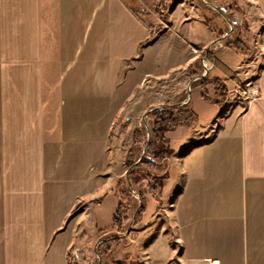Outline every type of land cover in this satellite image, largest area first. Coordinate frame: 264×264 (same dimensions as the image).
I'll return each mask as SVG.
<instances>
[{
    "label": "crops",
    "instance_id": "crops-1",
    "mask_svg": "<svg viewBox=\"0 0 264 264\" xmlns=\"http://www.w3.org/2000/svg\"><path fill=\"white\" fill-rule=\"evenodd\" d=\"M238 3L239 13L253 11L247 18L257 37L253 55L264 59V0ZM212 10L195 0L193 15L185 16L193 48L205 34L210 46L217 41L218 28L205 20ZM131 16L146 29L139 41ZM128 34L139 51L151 38L124 0H0V264H70L83 220L71 216L83 201L90 202L94 231L112 227L120 198L112 181L101 182L111 166L117 88L167 80L179 66L190 79L189 67L201 58L188 50L178 61L174 53L170 66L154 50L158 38L125 80L128 61L140 54L130 53ZM226 54L232 58L227 69L248 58ZM248 67L245 62L238 72L245 88L253 82L245 90L256 97L245 94V105L222 118L215 135L185 128L169 133V178L144 195L161 227L157 232L152 223L143 232L142 264H264V68L254 78Z\"/></svg>",
    "mask_w": 264,
    "mask_h": 264
},
{
    "label": "rangeland",
    "instance_id": "rangeland-1",
    "mask_svg": "<svg viewBox=\"0 0 264 264\" xmlns=\"http://www.w3.org/2000/svg\"><path fill=\"white\" fill-rule=\"evenodd\" d=\"M124 1L135 11L139 12V14L138 13L137 14L143 19V21L146 23L150 31L153 32V34H151V37L154 36L155 33V35L158 38H161V41L159 42L158 46L154 48V50L158 52L161 51L162 53L161 58L163 59L168 58L167 60L170 66L172 65L173 62H175L173 61L174 57L170 55L175 53V55H177L178 57L177 58L178 61L179 59L186 60V57L189 54V51L191 50L192 53H194L195 55H200V57L203 59L202 60L203 64L206 62V64L208 65V69L210 71V76L206 80L207 87L205 88L201 87L200 85L197 86V84H194L195 82L193 81L190 82L191 77L189 79V77L186 76V73H184V69L183 70L181 69L183 66H179L174 70H170L169 77L167 80L164 81L145 80L141 83V85L135 86L134 84H130L131 86L130 87L128 85L125 86V84H123L119 88H117L118 91L117 100L118 103L120 104L119 105L120 110L117 115L115 127L113 129V132L111 133V139L109 143L108 156H109V164L111 166L109 167V171L107 172L108 174L104 175L101 183L103 184V186H105L106 184L109 183V181H112L114 183L115 192L117 196L120 198L119 200H123L125 205L130 204L131 208L128 210V214L130 215L131 220L130 223H128V229L132 222H133V226L131 227L129 235H125V236L131 239L132 242L133 240H135V242L131 246L127 245L126 251H123L122 246H119L118 247L119 251L118 253L116 252V256L114 255L112 256V254H110V256L111 258L113 257L122 258L129 253L137 254V250H138V256L140 257V259L146 262L147 259L145 258V255L142 254L143 244H144L143 239L141 238L142 234L145 230L151 228L153 224H155L153 225V227H157L156 231L158 232L160 230L161 225L160 224H158V226L156 225L157 223H161L160 222L161 220L156 219L155 217L156 215L150 216L148 210H146L142 219L139 220L138 222L136 221L138 219H136L137 216L135 217V215L140 206L139 198L137 196L140 195L142 198L141 193L146 196L149 194V190L155 187L156 183L155 180L152 179V177H147V180H145L143 177L144 171L153 172L152 169L146 165L140 166V169L144 170L142 172L140 170L137 174L138 177L141 176L143 179L141 181V184H139L140 188L132 186L136 194H133V190L130 187L129 182H131V178H130L131 172L140 164L142 159L146 156L145 155L142 158L144 150L149 142V135L151 136V142H152L151 129L153 127L152 126L153 117L151 116V114L156 112L157 110L170 108V106L172 105L188 102L189 99L188 96L189 93H191V100L187 104H185L186 107L184 108H187V106L190 107V105L193 106L195 103L197 110L196 112L197 114L199 113L201 120L199 121V117H198V120L193 125V128L191 129L185 128V129L192 130L193 132L196 131L200 133L201 136H206V135L213 136L216 134L219 128L218 124L221 122L222 118L228 116L231 110L233 113L236 107L238 108L240 107L239 105H245L242 100L245 96L244 90L246 89L245 88L246 81L244 82V79H241L239 75L238 71L242 69L240 68V66H242V64L247 62L249 65L248 69L251 70L250 74L252 73L255 78V72H252V70L253 71L256 70V74L259 76L264 68V59L260 56L256 57L253 55L254 52L252 48L254 41L257 37L256 35L253 36V32L251 31L250 24L247 20V18L249 19L251 18L250 16L253 13L252 10L247 11V8H245L247 13L244 14L237 12L239 15L237 16L239 23H236V25L234 26V31L232 32V34L227 38H225L222 42H220L216 46L212 47L209 54L207 55L209 48L212 46V45L210 46V44L213 42L212 39L208 40L207 35L205 34L204 38L201 39V42H199V44L196 45L197 47L196 46L194 47L197 48V51L194 52L195 50L193 48V43L196 42L195 40L191 39L190 37L191 35L187 34V30H185V28L187 27V25H184V21L186 20L185 16L190 17L191 15H193L191 14L192 5L195 4V0H124ZM203 1L205 3L207 1L211 5H216V6L226 5V3H231L229 2L231 0H221L218 3L215 0H203ZM236 1L238 3V0ZM210 4H209V8L213 9L212 14L211 12L210 13L206 12L205 20L207 23L210 22L211 26H215V28L216 27L218 28L216 30V39H215L218 40L224 37L230 31V25L228 24L227 28L225 27L226 24L224 23L223 18H221V20L217 18V14L219 13L216 11V9L210 6ZM234 16L235 14H232V20L236 21ZM131 17L132 18H129L128 20L134 21V23H131L130 30L132 35H134L135 38H137V41H139L140 37H142L143 34L146 33L145 26L144 24L138 22L137 18H135L134 16ZM214 18H215L214 23H211ZM135 23H137V26L139 27L137 26L133 27V25H136ZM132 35L128 34L127 40L129 41L130 44L128 48L130 49V53L132 51L138 53L140 51L139 49L136 48L137 45L135 47L133 46ZM125 38H126V33H125ZM238 39L242 41L241 44L243 45V54L244 56H248V58L247 57L243 58V62L239 63L238 67L233 69H227L226 67L231 64L232 58L226 56L227 55L226 53L228 51H233L239 54L234 47H229L228 43L230 41H233L232 44L234 45ZM166 55H168V57H165ZM138 57L139 58L141 57L140 54L138 56L137 55L133 56L128 61L129 64L126 67L127 69L124 70L125 80L127 78L126 74L128 70L133 69L134 62L136 58L138 59ZM255 57L257 62H255ZM216 59L220 62L219 64L220 66L216 64ZM145 65H147L146 62H144L143 65L140 66V69L142 71L144 70ZM253 67H255L256 69L255 68L253 69ZM223 68H225V70ZM207 75L204 77L205 79L207 78ZM216 77H221L222 78L221 80L223 81V83H226L228 85V89H229V97L227 101L224 102L225 104L222 107H219L217 104H215V101L217 100L221 101V99L218 96L219 92H217L216 86L214 85L213 82L214 78ZM200 94H203V96L201 97ZM167 105L170 106L167 107ZM152 109H157V110L147 115V113ZM181 116H183V114L175 113V117H181ZM181 128L183 127H180L178 129ZM178 129H175L172 132ZM138 130L142 132V135L137 134ZM169 133L166 134V138L168 142H169V138H168ZM190 133L188 132V135ZM194 135L195 133L193 134V136ZM174 140L173 142L175 148H180L179 146H181V141H183V139L177 138V141ZM169 145H171L170 142ZM132 163L134 164L131 165ZM134 165L137 166L130 171V169ZM117 192H121V193L118 194ZM157 192L158 193H156V196L158 200L160 199V194H159L160 191ZM89 203L90 202L83 201L82 203L77 205L76 207L77 211H75L73 217L71 216V218H75L79 214H82L83 216V220H81V222H79V225L77 226V236L75 237L76 239H75V244L73 246V254H71L70 257V258L73 257L74 249L77 250L76 252H78L77 253L78 257H76L75 264H98L100 261L96 252L98 245L103 241L102 242L98 241V237H97L98 232L94 231V226L91 225L92 213L91 211L88 210ZM162 217H163L162 218L163 225L164 224L167 225L165 217L164 216ZM154 232H155V228H154ZM112 236H116V233H112ZM173 241H174V237L170 239V243H169L172 246H174ZM164 244H166V242ZM139 252H142L141 253L142 255Z\"/></svg>",
    "mask_w": 264,
    "mask_h": 264
},
{
    "label": "trees",
    "instance_id": "trees-1",
    "mask_svg": "<svg viewBox=\"0 0 264 264\" xmlns=\"http://www.w3.org/2000/svg\"><path fill=\"white\" fill-rule=\"evenodd\" d=\"M215 1L218 3L221 0H215ZM229 2L231 3H227L228 6L226 7L225 12L227 16L230 19H232V14H234L235 12H240L241 6L237 3L236 0H231ZM205 7L207 6L205 5ZM136 12L139 14L138 11ZM151 34H153V32H151ZM157 39L158 37L154 33V36L143 42L140 45L141 48L140 56L142 55V50L154 44ZM232 43L233 41H230L228 43V46L234 47L239 54H243V45L241 44L242 41L238 39L234 45ZM204 70L205 69L203 67L201 58L197 59L188 69L189 76L192 79H198L195 81L194 84H197V86L200 85L203 88L207 87L206 80L210 76V71H209L206 79L201 78L203 76ZM221 79H222L221 77H216L213 80L214 85L216 86V90L217 92H219L218 96L221 99V101L220 100L215 101V104H217L219 107H222L225 104L224 102L227 101L229 97L228 85L226 83H223ZM168 106L170 105H167V107ZM184 107H186V105L182 107H173V108L157 110L156 112L151 114V116L153 117L152 119L153 127L151 129L152 142L150 143L146 156L142 159L140 164L130 174L132 186L139 187V184H141V181L143 180L141 176L139 177L137 176L138 172L141 170L140 166L142 165H146L152 169L153 172H145L144 170H141V172L144 171L143 177L145 180H147V177H152V179L155 180L156 189L163 187L165 180L169 178L168 165H169V160L173 154V149L169 145V142L166 138V134L180 127L191 129L198 120V114L194 110L192 105H190V107L187 106V108ZM175 113L183 114V116L175 117ZM137 134L142 135V132L138 130ZM133 164L134 163H132L131 165ZM117 193L119 194L121 192H117ZM141 195L143 200V206L139 211V213L137 214L136 217V219H138L136 220L137 222L142 219L143 215L147 210L145 197L142 193ZM130 208H131L130 204L125 205L123 200H119V207L113 219L112 227L110 228V230L108 229L100 230L98 232L97 234L98 241L99 242L103 241L97 247V253L100 257L98 258L101 259V264H142L143 263V261L140 259L138 254H134V253L126 254L125 257L122 258H117V257L111 258L110 256V254H112V256L113 255L116 256V252L118 253L119 251L118 250L119 246H122L123 251H126L127 245L131 246L134 243L132 242L131 239L125 236L128 231V223H130L131 220L130 215L128 214V210ZM112 233H116V236H112Z\"/></svg>",
    "mask_w": 264,
    "mask_h": 264
},
{
    "label": "water",
    "instance_id": "water-1",
    "mask_svg": "<svg viewBox=\"0 0 264 264\" xmlns=\"http://www.w3.org/2000/svg\"><path fill=\"white\" fill-rule=\"evenodd\" d=\"M206 3L209 5L210 3H208L207 1H206ZM210 6H212L214 9H216V11L225 19V21L230 25V31L224 36V37H222V38H220V39H218L210 48H209V51L207 52V55L209 54V52H210V50L212 49V47H214V46H216L217 44H219L220 42H222L225 38H227L228 36H230L231 34H232V32L234 31V26H235V24H236V22L235 21H233L232 19H230L228 16H227V14H226V12H225V9L224 8H222V7H220V6H216V5H211L210 4ZM204 69H205V72H204V74H203V76L201 77V78H204L207 74H208V71H209V69H208V65L206 64V62L204 63ZM189 99H188V102L191 100V93H189ZM188 102H183V103H181V104H177V105H172V106H170V108H172V107H180V106H182V105H185V104H187ZM158 109V108H157ZM157 109H152V110H150L148 113H147V115H149L150 113H152V112H154L155 110H157ZM150 143H151V136L149 135V142H148V144H147V146H146V148H145V150H144V153H143V156H142V158L146 155V153H147V151H148V148H149V146H150ZM137 165H134L131 169H130V171L133 169V168H135ZM128 174V173H127ZM129 185H130V187L132 188V184H131V182H129ZM132 190H133V188H132ZM133 194H136L135 193V191L133 190ZM138 198H139V203H140V206H139V209L137 210V212H136V215H135V217L137 216V214L139 213V211L141 210V208H142V206H143V200H142V198H141V196L139 195V196H137ZM134 220H135V218H134ZM133 226V222L131 223V225H130V227H129V229H128V232H127V234L126 235H129V233H130V230H131V227ZM96 254L98 255V253L96 252ZM98 257H99V255H98ZM100 258V257H99ZM100 260V263L99 264H101V259H99Z\"/></svg>",
    "mask_w": 264,
    "mask_h": 264
},
{
    "label": "built area",
    "instance_id": "built-area-1",
    "mask_svg": "<svg viewBox=\"0 0 264 264\" xmlns=\"http://www.w3.org/2000/svg\"><path fill=\"white\" fill-rule=\"evenodd\" d=\"M253 68H255V67H253ZM256 69V68H255ZM255 75H257L256 74V70H255ZM252 83L253 82H250V83H248L247 85H246V88H249L251 85H252ZM244 94H247V96L249 97V98H252V100H254L255 99V97H256V95L255 94H251L250 93V91H247V90H244ZM77 253L78 252H74V255H73V257L70 259V264H75V261H76V257H77Z\"/></svg>",
    "mask_w": 264,
    "mask_h": 264
}]
</instances>
